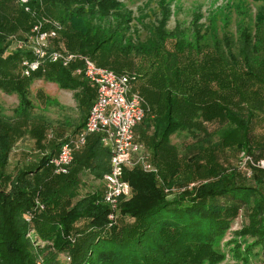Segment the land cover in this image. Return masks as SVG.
Here are the masks:
<instances>
[{
    "label": "trees",
    "instance_id": "trees-1",
    "mask_svg": "<svg viewBox=\"0 0 264 264\" xmlns=\"http://www.w3.org/2000/svg\"><path fill=\"white\" fill-rule=\"evenodd\" d=\"M9 3L11 0H0V89L16 94L20 102L16 111L22 118L31 107L28 87L35 79L55 82L60 88L73 91L83 113L75 131L83 126L95 95L89 81L74 76L70 68L60 64L40 61L36 70L28 76L23 74L22 62L35 59L31 42L9 51V36L25 32L20 37L26 39L30 25L40 22L41 31L50 30L53 24L46 23L44 15L57 14L62 26L57 34L68 50L87 55L96 64L118 73H128L125 69L132 68L130 57L134 54L155 57L160 51L163 53L156 39L148 43L132 41L118 0H29L26 4H11V8ZM26 6L31 13L25 10ZM56 40L57 37L48 40L49 50L63 49ZM262 51L264 44L258 49L249 44L243 48L240 59L244 69H235L236 59H231L232 66L227 59L222 60L217 68L209 52V59L201 64H188L186 70L176 67L173 78L180 82L179 94L165 76L158 77L160 82H154L151 75L150 80L144 76V82L136 87L149 109L136 127V134L150 147L158 175L138 167L124 169L123 178L131 186V195L120 199L117 206L116 218L123 217L122 224L116 218H108L110 209L103 202L101 188L78 197L79 182L76 175L71 176L86 169L100 180L108 172L110 151L98 134L89 135L86 145L73 154L67 174H53L47 165L49 157L58 150L55 147L34 166L19 168L8 176L3 171L9 160L13 129L0 118V264L218 263L224 255L220 241L239 210L244 211L247 220L231 236L234 247L230 251L239 253L243 264H249L253 246L261 249L255 254L264 257V192L260 189L264 186V170L254 168L255 184L245 185L238 180L237 168H217L214 157L215 148H237L255 158L264 155V138H254L255 114L250 109L238 114L229 105L234 95L238 96L235 100L244 101L249 96L264 101V68L257 64ZM177 98H182L179 110ZM261 106L264 108V103ZM193 110L199 112L193 115ZM220 116L236 128L222 129L207 153L197 151L200 144L196 145L197 150L193 146L194 151L184 164H195L197 177L204 179L191 187L180 185L176 177L181 168L180 157L170 143L171 135L179 129L191 130L198 118L205 121ZM35 137L42 147L43 136L35 133ZM165 187L184 189L168 198ZM36 198L44 206L38 211H34ZM60 201H64L63 207L58 208ZM29 214L32 218L28 221ZM80 223L83 225L78 227ZM28 230L37 232L50 244L42 248L33 245ZM60 255L69 260H61Z\"/></svg>",
    "mask_w": 264,
    "mask_h": 264
},
{
    "label": "rangeland",
    "instance_id": "rangeland-1",
    "mask_svg": "<svg viewBox=\"0 0 264 264\" xmlns=\"http://www.w3.org/2000/svg\"><path fill=\"white\" fill-rule=\"evenodd\" d=\"M28 1L11 0V4L16 6L17 3L21 4L23 2L26 4ZM118 1L119 11L126 18L129 28L128 34L132 41L148 43L156 39L158 41L156 43L158 49L166 53L165 55L160 51L155 56L156 58L150 57L148 53L134 54L130 57L133 66L125 70L134 76L135 86L137 87L144 82V76L145 78L148 76L150 80L151 75L152 80H155L154 82H160L158 77L165 76L169 86L177 89L179 94L180 82L178 79L176 80V77L173 78L176 67L186 70L185 67L188 64L190 66H193L195 62L201 64L206 59H209L207 56V52H209L208 54L214 56L217 68L222 60L227 59L229 66H232L231 59H236L238 63H236L235 69H244L240 59L243 48H246L249 44L251 48L258 49L264 44V0ZM25 10L30 12L28 6L25 7ZM56 16L57 14L44 15L45 21L47 20L46 23L50 25L53 22L57 23ZM30 18L32 21L34 20L32 15H30ZM33 26L30 25L28 28L30 30H28L29 33L26 39L20 37L23 34L26 35L25 32L9 36L11 38L9 51L26 46V43L31 40ZM37 26L40 27V24ZM56 37L58 39L56 42H60L61 48L69 49L63 44L59 33ZM253 53H255L254 50H252ZM263 54L264 51L258 56L257 63L262 68H264V63H261L262 61L264 62ZM260 59L262 60L260 61ZM237 97V95L232 97V102H229L230 107L235 109L238 114H246L248 109L255 114L253 117L254 138L262 140L264 138V108H262L261 103H264V101L255 97L250 98L249 96L244 101L235 100ZM28 98L31 102V107L28 110V115L22 118L20 112L16 111L20 107L16 94H7L0 89V118L13 129L9 160L3 171L8 176L14 175L19 168L37 164L44 153L58 147L60 141L74 132L78 124L83 120V113L78 107L73 91L62 89L55 82L44 79L33 80L28 87ZM181 99L177 98L179 101L177 103L178 110ZM195 112L199 111L193 110L191 114L194 115ZM200 120V118L197 119L196 125H193L191 130L179 129L170 137V143L177 148L180 157L181 168L176 176L180 185L185 186L187 184L191 186L193 183L204 179L197 177L195 164H184L187 157L194 151L193 146L197 150L196 147L198 146L196 145L200 144L197 151L201 152L202 150L201 154H204L209 147H212L211 144L218 140L222 129L231 130L236 128L232 122L225 120L221 116L213 120ZM36 128L39 129L34 130ZM35 133L43 136L42 147L35 142ZM149 134H151V131L148 132ZM145 146L147 147L146 150L149 151L150 147L146 144ZM214 150L216 151L214 152V157L217 168H237L239 171L238 180L242 184L251 186L255 184L254 176H247L245 171L239 168L240 150L237 148H215ZM71 167L72 165L70 164ZM71 176L77 177L76 179L79 182L76 185L78 197L101 188V179H94L86 169L73 172ZM260 189L264 192V186ZM173 196L174 192L168 194V198ZM63 203L64 201L58 202V208L63 207L61 205ZM246 220L244 211L239 210L238 216L220 241V247L223 249L224 255L218 263L213 264H243L239 253L234 255L230 248L234 247L232 241L234 237L231 236L235 230L240 228L242 222H246ZM116 221L119 224L125 222L120 215L116 218ZM82 225L83 223H80L78 227ZM28 233L29 230L27 231V236L31 237V240L29 239L30 242L33 245H37L38 248L50 244L37 232L30 235ZM258 248V246H253L250 249V255H248L249 264H262L264 262L262 254H255L261 250ZM239 250L244 251L243 247H240ZM63 255L66 256L67 253L63 252ZM60 257L63 261L69 260L68 257H63L62 255ZM37 261L40 262V259L38 258Z\"/></svg>",
    "mask_w": 264,
    "mask_h": 264
},
{
    "label": "built area",
    "instance_id": "built-area-1",
    "mask_svg": "<svg viewBox=\"0 0 264 264\" xmlns=\"http://www.w3.org/2000/svg\"><path fill=\"white\" fill-rule=\"evenodd\" d=\"M38 24L33 26L30 40V49L35 59L22 62L23 74L28 76L39 67L40 61H48L70 68L74 76L86 79L95 86V97L83 126L60 141L57 152L49 157L47 165L53 174L68 173L74 152L86 145L89 135L98 134L101 143L110 151L109 170L102 176L101 190L103 202L110 209L108 218L114 221L119 200L131 195V186L123 178L124 169L138 167L158 175V167L151 161L145 145L136 135V127L143 121L149 106L135 86L134 76L100 66L79 52L68 49L49 50L48 40L57 36L61 25L53 22V28L41 31ZM239 164V168L251 176L254 168L264 170V155L255 158L241 150ZM183 189L165 187L164 191L169 194ZM43 207L36 198L34 211ZM31 218V214L27 215L28 221ZM31 233L33 231L29 230L28 235Z\"/></svg>",
    "mask_w": 264,
    "mask_h": 264
},
{
    "label": "crops",
    "instance_id": "crops-1",
    "mask_svg": "<svg viewBox=\"0 0 264 264\" xmlns=\"http://www.w3.org/2000/svg\"><path fill=\"white\" fill-rule=\"evenodd\" d=\"M78 78H81V77H79L78 76ZM90 83V82H89ZM91 84V83H90ZM92 85V87H94V91H95V86L93 85V84H91ZM94 97H95V95H94ZM74 132H72L71 134H73ZM70 135V134H69ZM137 135V137L139 138L140 137V135L139 134H136ZM140 139V138H139ZM141 140V139H140ZM142 141V140H141ZM143 142V141H142ZM143 144H144V142H143ZM145 145V144H144ZM84 147V146H83ZM83 147H81L80 149H77L75 152H78V151H80ZM145 148L147 149V147L145 146ZM74 152V153H75ZM148 152H150V150L148 151ZM150 154V153H149ZM150 157H151V154H150ZM201 162H203V160L201 159L200 160ZM101 189H102V178H101Z\"/></svg>",
    "mask_w": 264,
    "mask_h": 264
}]
</instances>
